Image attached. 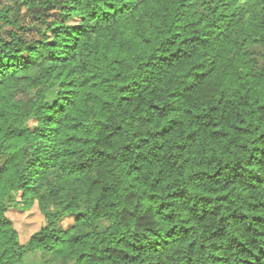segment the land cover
Wrapping results in <instances>:
<instances>
[{
  "label": "trees",
  "instance_id": "16d2710c",
  "mask_svg": "<svg viewBox=\"0 0 264 264\" xmlns=\"http://www.w3.org/2000/svg\"><path fill=\"white\" fill-rule=\"evenodd\" d=\"M18 2L0 264H264V0ZM34 205L21 242L8 213Z\"/></svg>",
  "mask_w": 264,
  "mask_h": 264
},
{
  "label": "rangeland",
  "instance_id": "374dc122",
  "mask_svg": "<svg viewBox=\"0 0 264 264\" xmlns=\"http://www.w3.org/2000/svg\"><path fill=\"white\" fill-rule=\"evenodd\" d=\"M1 3H9L18 7V0H0ZM9 217L13 221L14 227L18 230L21 242L36 230L40 225L44 223V218L42 214L38 211L36 205L32 206L28 210H10L8 213ZM71 223V218H64L60 224V229H67ZM27 264H62L57 257L43 255V254H34L27 258Z\"/></svg>",
  "mask_w": 264,
  "mask_h": 264
}]
</instances>
